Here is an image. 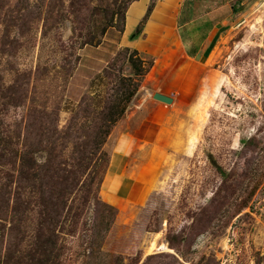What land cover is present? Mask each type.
I'll list each match as a JSON object with an SVG mask.
<instances>
[{"label":"rangeland","instance_id":"obj_1","mask_svg":"<svg viewBox=\"0 0 264 264\" xmlns=\"http://www.w3.org/2000/svg\"><path fill=\"white\" fill-rule=\"evenodd\" d=\"M130 2L0 0V264H264V0L165 69Z\"/></svg>","mask_w":264,"mask_h":264},{"label":"crops","instance_id":"obj_2","mask_svg":"<svg viewBox=\"0 0 264 264\" xmlns=\"http://www.w3.org/2000/svg\"><path fill=\"white\" fill-rule=\"evenodd\" d=\"M238 2L132 0L124 11L120 44L148 57L151 69L176 68L179 61L205 63L222 36L233 27ZM114 162L115 157L109 156L101 184L108 174L111 182L114 179Z\"/></svg>","mask_w":264,"mask_h":264},{"label":"trees","instance_id":"obj_3","mask_svg":"<svg viewBox=\"0 0 264 264\" xmlns=\"http://www.w3.org/2000/svg\"><path fill=\"white\" fill-rule=\"evenodd\" d=\"M132 1V0H131ZM129 49V48H128ZM134 51V50H133ZM134 52H136V51H134ZM137 53V52H136ZM151 64V63H150ZM123 112V111H122ZM122 112H121V110L120 111H118V112H116L114 115H115V117H116V119H110V121L112 122V121H115V120H117L118 119V117H120L121 115H122ZM49 243V248L50 247H53V245H54V241H52L51 242V240H46L45 239V241H40V243L43 245V243H44V245H45V243ZM29 260H31V258H29ZM9 261V257H8V260L6 261V260H4V262L2 261V264H7V262ZM26 264H30V263H26Z\"/></svg>","mask_w":264,"mask_h":264},{"label":"water","instance_id":"obj_4","mask_svg":"<svg viewBox=\"0 0 264 264\" xmlns=\"http://www.w3.org/2000/svg\"><path fill=\"white\" fill-rule=\"evenodd\" d=\"M152 97L156 100L165 102V103H171L172 99L169 96H166L164 94L158 93V92H154L152 94Z\"/></svg>","mask_w":264,"mask_h":264}]
</instances>
